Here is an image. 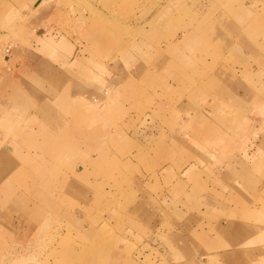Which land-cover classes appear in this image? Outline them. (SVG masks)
<instances>
[{
	"label": "rangeland",
	"instance_id": "rangeland-1",
	"mask_svg": "<svg viewBox=\"0 0 264 264\" xmlns=\"http://www.w3.org/2000/svg\"><path fill=\"white\" fill-rule=\"evenodd\" d=\"M208 1L0 0L1 74L15 79L40 59L71 61L62 66L71 81L61 96L50 93L61 84L45 80V93L29 91L12 119L1 114L0 264H264V188H246L249 178L233 171L249 164L236 157L261 131L242 118L222 126L218 119L235 109L226 91L204 105L202 112L217 115L206 135L183 130L179 116L139 98V83L154 85L152 74L139 80L154 68L144 43L166 40L171 25L234 26L235 17H212L218 6L199 19ZM219 2L227 11L242 3ZM170 9L180 14L170 18ZM48 28L58 37L44 43ZM233 58L221 60L227 71L236 68ZM74 72L82 82L72 81ZM91 79L94 95H81ZM6 97L7 107L17 99ZM202 108H193L191 126L202 124ZM254 171L264 179L262 165Z\"/></svg>",
	"mask_w": 264,
	"mask_h": 264
},
{
	"label": "crops",
	"instance_id": "crops-1",
	"mask_svg": "<svg viewBox=\"0 0 264 264\" xmlns=\"http://www.w3.org/2000/svg\"><path fill=\"white\" fill-rule=\"evenodd\" d=\"M221 1L225 2V0ZM239 1L242 3L238 4L237 8L227 11L219 5V0V4L216 3V0H209L208 4H203L197 14L199 19H204L211 16L210 12L214 9H211L213 6H218L217 13L212 17L220 19L235 17L234 19L237 18L238 20L233 21V27H226V29L218 28L219 24L216 21H214L215 27L213 29L208 28L209 26L197 28L198 25H194L186 28V30H179L176 26L171 25L167 28L168 31L163 32L169 36L166 40L163 41L162 37H160V39H156L153 42L152 46L144 43L143 49L148 52L144 55L148 57L153 55V60L152 62L149 61V63L154 68L152 73H149V70L144 71V76L141 75L139 80L148 82L151 79L148 76L152 77L150 75L152 74L154 85H146L144 82L141 85L139 83L140 91H143V94L139 98H141L140 101L145 108H151L152 111L163 109L168 114L179 116L178 121L181 123L183 130L188 129L192 131L194 129L198 132L201 131V135H206L207 133L209 134L213 125V119L215 120L217 115H213L207 109L202 112L204 105H208V98L215 97L218 91L222 94L223 91H226L227 93L223 95L226 98L235 99V109L233 108L234 111L232 112L234 115H232V118L230 116L226 119L220 116L221 118L218 121H223L221 123L223 124L222 126L231 125L234 119H236L234 121H237L242 118L252 122L250 125L251 131H261L248 141L250 142L249 146L246 145L247 142L242 145L240 142V146H247L249 149L246 152L242 151L238 154L236 161H245V163L249 164L244 165V170H241L240 167L233 169L234 178H249V184L243 185L246 188L249 185L252 191H258L259 187L264 188V179L254 171L255 167L257 169L261 165L264 167V11L262 9L264 0ZM259 4L261 5V9H258ZM254 7L257 8L254 10ZM179 14L170 9L167 16L171 18ZM49 30L51 29L48 28L47 34L45 35L44 33L42 36L44 43L45 36L51 38L58 37L54 31ZM229 30L233 32L232 37L228 35ZM215 32L217 36L212 35ZM191 33L197 40L190 41L185 39ZM158 41H161L160 44H158ZM212 47L213 49L215 48L217 54H215L216 51ZM245 52L249 53V55ZM230 55L234 57L233 60H235L236 68L232 71H227L225 64L221 60L226 57L230 58ZM63 62H65L63 59H60L58 63H45L42 59L30 62L31 65H28L29 62H27V73L18 75L15 79L12 77L6 78L0 71L1 90L5 89L6 86L10 88L9 91L7 90V94L4 92L5 90H2L4 94L0 92V102L1 98H7L6 95H11V98H17L10 99L12 106L9 107L7 105L3 106L0 103V122L7 121L6 117H3L4 114L10 115L12 119V114L19 112L17 111L19 103L26 101L25 98L27 96L32 97L29 91L40 90L42 93H45V80L51 79L52 82L59 83L62 86L60 89L50 88V93L61 96L62 92H66L67 86L65 83L70 82L71 78L67 77L66 69L62 66L71 64V61L68 60V63ZM73 63L74 65H78L77 61H73ZM45 65L50 69L49 72H53V74L45 75ZM147 66H149L148 63ZM19 67L21 66L19 65ZM149 68L151 69V66ZM75 72L72 81L82 82V77H79ZM221 73H226L230 77L228 79L230 82H226V78L221 77ZM97 75L93 73L91 78L98 80L96 79L97 77H94ZM106 78L103 80V82L105 81V86L108 85L107 80L111 84L113 83L110 76H106ZM18 81L22 83L23 81L27 82V87H30V89L21 88L18 85ZM123 82H126V80ZM94 83V79L88 81L84 85L81 95H87V97L93 96V89L96 86ZM111 84H109L110 87H112ZM89 88L90 92H88ZM210 90H213L214 93H211ZM196 106L203 107L200 111H197L204 114L202 115L204 119L202 120V124L191 126V119L194 114L193 108ZM42 108L45 115V105H42ZM187 112H189L188 118L184 115ZM1 114H3L2 117ZM41 121L44 122V120ZM36 122H32V124H36ZM42 122L40 128L44 132L45 125ZM15 124L17 125V123ZM31 128L33 129V127ZM172 138L173 136L168 138L170 142H173ZM36 139L37 137H33V140ZM156 139L158 138H154L155 143L158 142ZM165 144H170L167 139H165ZM10 158L12 159V157Z\"/></svg>",
	"mask_w": 264,
	"mask_h": 264
},
{
	"label": "built area",
	"instance_id": "built-area-1",
	"mask_svg": "<svg viewBox=\"0 0 264 264\" xmlns=\"http://www.w3.org/2000/svg\"><path fill=\"white\" fill-rule=\"evenodd\" d=\"M9 53H10V49H7L6 52H5V55L9 54Z\"/></svg>",
	"mask_w": 264,
	"mask_h": 264
}]
</instances>
